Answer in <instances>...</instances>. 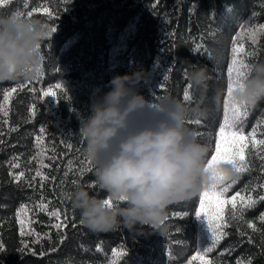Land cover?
Segmentation results:
<instances>
[{"label": "trees", "instance_id": "trees-1", "mask_svg": "<svg viewBox=\"0 0 264 264\" xmlns=\"http://www.w3.org/2000/svg\"><path fill=\"white\" fill-rule=\"evenodd\" d=\"M13 10L46 19L55 31L42 43V74L0 82V103L4 92L10 93L8 116L0 113V264H201L193 260L197 253L212 264H264V200L259 199L264 196V145L254 147L249 136L255 129L254 139L264 140V101L247 106L239 126L248 137L247 170L238 173L224 196L230 200L239 192L257 203L241 208L238 198L235 215L231 204L225 205V235L206 255L211 232L204 212L196 215L199 194L170 205L159 228L144 225L141 232H130L121 226L97 234L81 223L64 195L84 185L106 196L95 183L79 128L90 114L95 90L106 91L117 73L143 69L145 77L136 87L153 106L171 96L204 110L202 118L189 117L186 124L208 145L211 159L233 48L245 64L264 60V31H256L264 25V0H8L0 5V13ZM192 66L208 69L203 92H194L188 80ZM46 91L56 98L45 96ZM81 168L92 171L81 175Z\"/></svg>", "mask_w": 264, "mask_h": 264}, {"label": "clouds", "instance_id": "clouds-1", "mask_svg": "<svg viewBox=\"0 0 264 264\" xmlns=\"http://www.w3.org/2000/svg\"><path fill=\"white\" fill-rule=\"evenodd\" d=\"M50 32L46 19L15 10L0 13V82L34 78L42 59L38 46ZM144 77L143 69L113 75L106 91L95 90L90 114L79 128L95 183L106 196L84 185L64 195L94 234L121 226L130 232H141L144 225L159 228L170 205L198 195L214 182L215 173L227 179L238 175L228 162L209 166L208 145L187 126L189 117L202 118L205 111L171 96L153 106L136 87ZM188 80L194 92L205 91L207 67L192 66ZM229 99L248 107L264 101V60L248 64Z\"/></svg>", "mask_w": 264, "mask_h": 264}, {"label": "snow or ice", "instance_id": "snow-or-ice-1", "mask_svg": "<svg viewBox=\"0 0 264 264\" xmlns=\"http://www.w3.org/2000/svg\"><path fill=\"white\" fill-rule=\"evenodd\" d=\"M3 3V0H0V4ZM50 15V13H49ZM55 31V29H51V32L49 33V37L52 35V33ZM256 31H264V25H261L258 30ZM256 31H253L251 33L253 39L255 38ZM40 49L42 48V45L38 46ZM242 50V49H241ZM236 52L237 49L233 48V59L232 62L229 64L227 72H228V83H227V97L224 100V107H223V120L219 124V131L216 133V144H215V155L211 157V159L208 160L209 166H212L214 164H219L222 162H228L231 163L237 173L244 172L247 170V165L244 163L245 161V154L244 150L247 147V140L248 137H246L243 134L242 128L239 127L242 124V118L247 116V106L246 105H236V104H230V96L232 94V91L234 87L239 84L242 79L246 76L248 64H245L242 59L236 58ZM248 55H251V53H248ZM38 75L42 74V70L40 66L38 67ZM168 77L165 76V80H167ZM56 88L60 89L62 88L61 85L57 84ZM13 92L16 91V89L12 90ZM45 96H52L56 98V93L51 91H46L44 93ZM64 99H68L67 93L63 94ZM185 100L188 99L187 93L185 94ZM10 99V93L5 91L3 94V102L0 103V113H3L5 117L8 116V110L6 108V105L8 104ZM243 109V110H242ZM33 115H35V109L32 110ZM6 122V121H5ZM199 123V121H197ZM41 132H44V129L41 128ZM254 133L255 129H253V132L249 134V136L253 137V146L255 147L256 144L264 145V140H255L254 139ZM42 137L37 136L36 140L37 143L41 141ZM221 141L224 142L223 148L221 147ZM69 148L72 147V145H68ZM264 159V157H262ZM90 163L91 161L88 159L87 161ZM72 162L69 161V172L72 171L71 168ZM46 167V166H45ZM92 171V168H81L80 173L83 175L84 172ZM69 173L66 172V176ZM23 173H20L19 176L16 177V179H19L20 176H23ZM37 176H41V179H47L46 176H42L40 171H37ZM236 179H227L223 176L222 173H215L214 174V182L207 188H205L203 191L199 193L200 196V208L197 210L196 215L199 216L201 212H204L208 228L211 232V247H205L203 248V254L206 255L208 252L212 251V248L216 246V244L219 242L220 238H222L225 233L222 231L224 224L221 222L223 220V212L224 207L227 204H231L234 215H235V209L237 207V199L239 198L240 206L241 208H252L257 201L254 200L251 195H249L247 198L242 197L239 192L235 193L231 197L230 200L224 199L225 193L228 191V188L231 186V184H235ZM93 189H95L96 185L93 184L91 186ZM261 187H264L262 185ZM260 200H264V196H261L259 198ZM107 202L110 204L111 200L110 198L107 200ZM47 207L46 205L42 206ZM23 212H18V215H22ZM50 216L56 217L57 220L60 219V213L57 211H51L49 212ZM186 215V213H185ZM66 219V216H65ZM165 219H167L165 217ZM261 219L264 220V214H262ZM23 224V221H21ZM82 223V222H81ZM61 224H56L54 227H61ZM250 227H255L254 225H249ZM0 250H2V246H0ZM114 255H116V251L113 252ZM200 259L201 264H212L211 261H208L204 259V256L201 253H197V256L193 258V260Z\"/></svg>", "mask_w": 264, "mask_h": 264}]
</instances>
